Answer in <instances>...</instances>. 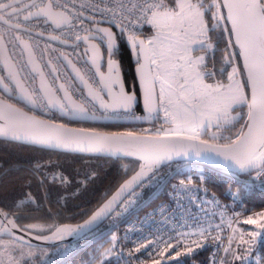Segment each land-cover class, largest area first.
I'll list each match as a JSON object with an SVG mask.
<instances>
[{
  "label": "water",
  "instance_id": "water-1",
  "mask_svg": "<svg viewBox=\"0 0 264 264\" xmlns=\"http://www.w3.org/2000/svg\"><path fill=\"white\" fill-rule=\"evenodd\" d=\"M37 1L8 0L0 5H8L10 7L8 13H12L30 8ZM221 2L223 4V0ZM20 3L23 5L16 6ZM8 7H0V9ZM224 10L227 16L228 9L224 8ZM81 15L91 23V30L79 37L77 43L82 46L86 61L95 71L99 80V87L91 83L80 65L68 53L61 51L59 55L72 78L87 98L99 108L100 113L92 112L75 95L67 82L62 79L60 72L49 56H46L44 61L41 60L30 39L16 31L17 43L24 52L28 67L36 77L39 90L49 108L48 111H42L12 58L5 36L0 34V138L70 153L111 158H134L140 160L141 165L87 218L79 223H63L49 233L42 234L22 227L13 215L0 207V235L10 236L14 240L29 246L54 247L78 241L108 220L133 190L171 163L196 161L239 174H249L259 169L249 167L241 170L236 161L230 158L232 155L241 152L240 148L230 149L227 147L232 142L218 143L202 138L188 140L184 138L185 135L130 132L139 139L121 144L119 147L122 150L115 151L114 147L109 148L101 141L90 143L89 138L96 134H99L100 137H111L129 132L104 131L50 118L51 115L57 114L68 121L80 123H157L160 125V95L146 37L144 35L134 36L128 33L122 25L107 18L97 17L87 12H82ZM23 18L25 20L44 18L47 24H51L55 28L70 27L74 23V17L62 9L55 8L51 0H47L43 5L24 14ZM0 21L14 29L20 28L17 23L10 21L5 15H0ZM228 22L232 27L231 22ZM109 32L116 38L114 47L109 45ZM34 33L65 46L76 45L75 42L63 39L56 34L42 31H34ZM232 37L235 43V35L232 34ZM132 39L137 42L144 41L143 48L141 49L139 45L133 48ZM121 41H124L129 47L135 63V82L131 86L127 84L121 60L114 57ZM237 47L244 67V57L240 54L239 45ZM244 70L248 80V72L245 67ZM142 74L143 80L141 79ZM248 86L249 103H251V85ZM121 89L125 94L135 96L131 109L127 111L115 107V98L120 95ZM148 90L152 92L151 106L155 108L151 114H149L146 103ZM81 108L85 111L81 112ZM247 131L245 126L243 132L246 133ZM5 132L7 135L3 134ZM200 141L206 143L202 144ZM167 153H170V159H160ZM142 157L160 159V163L152 165V171L145 168L144 174L138 176V173L141 172V166L147 163V160ZM257 164H264V161H257ZM102 209L103 211H101ZM97 213H99L98 216ZM94 216L96 219L93 221ZM88 221H92V223L89 224ZM13 224L16 227H13ZM81 225L84 227H80ZM93 239L83 243L76 250Z\"/></svg>",
  "mask_w": 264,
  "mask_h": 264
},
{
  "label": "trees",
  "instance_id": "trees-1",
  "mask_svg": "<svg viewBox=\"0 0 264 264\" xmlns=\"http://www.w3.org/2000/svg\"><path fill=\"white\" fill-rule=\"evenodd\" d=\"M193 1L200 5L203 4L202 9L207 25L214 26L208 28V36L214 49L212 53L208 54L206 67H215L218 74L223 76L228 71L230 64L234 63L232 57L234 56L242 68L245 83H247L239 49L234 43L232 33L223 31V39L219 42L217 40L222 30L231 29L229 22L224 20L215 26L217 22L211 19L217 11L214 0ZM218 1L222 14L226 17L222 2ZM151 28L149 26L142 32V35L151 34ZM118 57L122 62L127 84L131 86L135 82L134 63L125 50ZM247 90L249 91V86ZM138 110L140 111V109ZM50 118L79 126L119 132L157 133L155 129L165 125L161 118V125L157 123H80L68 121L57 114L51 115ZM247 121L248 113H244L236 122L223 127V137L226 136L225 139L232 140L234 136L243 132ZM36 162L44 166L43 175L31 170ZM176 163L163 167L157 174L169 173ZM140 165L141 161L134 158H111L70 153L0 138V207L13 215L22 227L42 234L49 233L63 223H79L87 218ZM53 174L56 176V180L52 179ZM246 175L255 176L253 172ZM60 177L66 179L62 182ZM182 178L202 181L216 193L235 194L240 210L250 213L245 217L256 213L264 214V182L246 183L198 164L189 165L175 173L164 189L150 200L146 207L166 198L172 183ZM156 186L157 184L154 187L142 189L137 194L136 202L139 203L147 199ZM118 218L113 214L101 226L83 238L67 243L72 246H70L72 249L70 252L74 251L67 258H60L55 253L59 246H29L10 236L0 235V264H119L115 254L119 228L113 226ZM32 225H39L41 228L33 229ZM92 238L94 239L76 250ZM259 250L261 261L264 262V230L259 242ZM238 252L240 253V250ZM198 258L202 264H209L208 251L200 252ZM231 264H241V259Z\"/></svg>",
  "mask_w": 264,
  "mask_h": 264
},
{
  "label": "built area",
  "instance_id": "built-area-1",
  "mask_svg": "<svg viewBox=\"0 0 264 264\" xmlns=\"http://www.w3.org/2000/svg\"><path fill=\"white\" fill-rule=\"evenodd\" d=\"M7 1L0 0V4ZM46 1L38 0L32 7L18 12L8 13L10 7L0 9V15L7 16L20 27L14 29L0 21V34L5 36L12 58L42 111H48L49 108L39 90L36 77L28 67L24 52L17 43L16 31L30 39L41 60L44 61L45 57L49 56L62 79L67 82L75 95L92 112L100 113L99 108L87 98L72 78L59 53L61 51L68 53L80 65L91 83L99 87L96 73L86 61L82 46L77 43L79 37L91 30V23L81 15L82 12L114 21L122 25L128 33L137 36L150 26V23L145 21V14L148 4L153 3L154 0H51L55 8L62 9L74 17L73 25L64 28H55L47 24L44 18L34 20L23 18L24 14ZM20 5L23 3L16 4V6ZM147 16L151 19L150 13H147ZM34 31L56 34L75 42L76 45L65 46L39 36ZM195 164L207 166L225 176L246 183L264 182V177H249L196 161H180L169 173H156L139 185L113 213L119 217L113 225L119 228L115 245L119 264H153L154 259H161L155 250H163L166 241L172 244V248L169 249L172 256H175L176 251L181 255L175 259L164 258L162 264H202L198 258V254L202 251L209 252V264L222 263L236 227L246 215L250 214L240 210L235 194L216 193L202 181L182 178L172 183L166 198L146 207L147 203L164 189L175 173ZM156 184L155 190L147 199L136 202L137 194L142 189L154 187ZM162 203L168 206L163 214L157 210ZM142 244L145 247H141ZM58 246L57 254L61 257L67 258L74 252H70L72 249L67 243ZM189 247L192 248L190 253L187 251ZM137 248H140V251H137Z\"/></svg>",
  "mask_w": 264,
  "mask_h": 264
},
{
  "label": "snow or ice",
  "instance_id": "snow-or-ice-1",
  "mask_svg": "<svg viewBox=\"0 0 264 264\" xmlns=\"http://www.w3.org/2000/svg\"><path fill=\"white\" fill-rule=\"evenodd\" d=\"M222 6L228 9L227 16L214 14L211 19L217 22L215 26H218L221 21L227 20L231 22L232 27L230 30H222L217 40L219 42L223 39V31H230L235 35V43L239 45L241 50L240 54L244 57V67L248 72V82L241 83L235 80L234 77L237 75L238 70L234 68L232 74L228 77L230 83L226 91H222L223 85H218L213 88L212 85L204 84L203 95H211L213 92L216 93V95L211 96L215 107L213 112L209 114L208 119L210 123L211 116L214 115L217 121L221 119L230 121L234 119V117H230L229 109H232L233 106L236 105L247 104L249 111L248 122L245 126L248 131L246 133L241 132L236 140L232 141L227 147L230 149L240 148L241 152L232 155L230 158L236 161L241 170H245L249 167L259 168L260 170L257 172L259 178L264 176V164H257V161H264V0H223ZM0 7H8V5H0ZM202 7L203 4L199 6V8ZM199 8L196 4L190 3L189 0H179V2H177V0H167V2H165V0H154L153 3L148 4L146 9L145 21L160 29L157 36L153 40L148 41V45L151 46L150 50L153 52L154 57L152 63L155 64L159 70L157 78H160L161 74L164 76L175 75V70L177 68L184 69V71L180 73L184 77V83L179 85L182 93L189 91L186 85L190 80L194 85L198 82L202 84V76L197 69V65L204 61V57L201 56L194 60L191 55V45L198 44L204 46L208 36L204 22L201 19L202 13ZM177 9H179V11H177ZM147 13H150L151 19H148ZM192 20L196 21L194 26L191 24ZM186 22L189 24V27H185ZM212 27L214 26L211 24L208 25L209 29ZM190 31L192 35H189ZM108 38L110 47H114L116 45L115 36L109 32ZM138 45L142 49L144 41L137 42L135 39H132V47L136 48ZM207 46L212 47V44H208ZM157 47L159 48L158 55L162 63H158L155 59ZM141 79L143 80V74L141 75ZM249 84L251 85V103H248L245 94V88L248 87ZM191 91L194 94L190 98L187 96L182 97L185 101L189 99L195 101L202 98L198 89L193 88ZM161 92H163V89H161ZM134 101L135 96L125 94L123 89H121L120 95L115 98V107L123 108L127 111L131 109ZM146 103L148 105L149 114H151L155 111V108L151 106V90L146 92ZM105 107L108 106L105 105ZM198 107L199 105L193 104L191 109L187 107L184 109L187 115H185L183 123L189 126L193 132V135L186 136L184 137L185 139H198L199 135L196 132V128L204 127L203 120L197 122ZM80 111L83 112L85 109L81 108ZM3 134L7 135L6 132ZM137 139L139 138L135 137V135L130 132L111 137H100L99 134H96L89 138V142L101 141L105 146L109 148L114 147L115 151H121L122 149L119 145L127 144ZM200 143L203 144L206 142L200 141ZM142 158H145L147 163L141 166V172L138 173V176L144 174L145 168H147L148 171H152V165L159 164L160 159H170L171 155L167 153L161 156L160 159H152L151 157ZM43 167L44 166L39 164V162H36L31 170L34 173L43 175ZM52 179L56 180L54 174ZM60 179L63 182L66 178L60 177ZM167 207L166 203H162L158 206L157 210L163 214L167 210ZM101 211H103V209ZM98 215L99 213H97V216ZM95 219L96 216L92 218L93 221ZM260 219L264 220V214H261ZM88 223L90 224L92 221H88ZM244 223L258 224L261 229H264V223H259L257 219L249 218L245 220ZM13 227H16V225L13 224ZM80 227H84V225ZM259 235L260 233H254L253 239ZM164 243L165 246L163 250H155L161 259H154L153 264H162V259L164 258L175 259L181 255L179 251H176L175 256H172L169 252V249L172 248V244L169 241ZM244 243H248V241ZM141 247H145V245L142 244ZM137 251H140V248H137ZM187 251L190 253L192 248L189 247ZM235 259L245 260L247 257L236 256Z\"/></svg>",
  "mask_w": 264,
  "mask_h": 264
},
{
  "label": "rangeland",
  "instance_id": "rangeland-1",
  "mask_svg": "<svg viewBox=\"0 0 264 264\" xmlns=\"http://www.w3.org/2000/svg\"><path fill=\"white\" fill-rule=\"evenodd\" d=\"M177 2H179V0H177ZM190 3L192 4H196L199 8L200 4L193 1V0H189ZM215 5L217 6V11L215 12V14H222V10L220 7V2L218 0H214ZM199 10L202 13L201 19L204 22L205 28L207 30L208 33V25L206 22V18H205V14H204V10L202 8H199ZM177 11H179V9H177ZM191 24L194 26L196 24L195 20L191 21ZM150 26L152 27L151 30V34H149L148 36H145L147 41L149 40H153L156 36L157 33L160 31V29H158L157 27L153 26L152 24H150ZM185 27H189V24L186 22ZM148 28V27H147ZM189 35H192V32L190 31ZM208 44H212L211 40L209 39V36H207V39L205 40V45L201 46L198 44H192L191 48H192V58L195 60L198 57L203 56L204 57V61L202 63H199L197 65V69L200 72L201 76H202V84H200L199 82L197 84H193L192 81L190 80L188 82V84L186 85V88L189 90L186 93H182L179 85L184 83V77L180 74L181 72L184 71V69L182 68H177L175 70V75H168L166 77V85H160L161 87H167V88H172L174 90H177V94L178 97L175 100L171 99V104L168 103V101H165L162 103V112L160 114V118L165 122L164 126H159L157 129H155L157 131V133H163V134H174V135H185V136H189V135H193L192 130L190 129L189 126H187L186 124L183 123V119L185 117V115H187V113H185L184 109L185 107L191 109L193 104H197L199 105L198 109H197V114H198V121L199 120H203L204 121V127L200 128L197 127L196 128V132L199 135V138L205 139V140H209V141H214V142H218V143H230L232 141H234L238 135L236 136H232V140L225 139L224 136V129L223 127H225L228 124L234 123L236 122L238 119H240L244 113H248L249 109L247 107V104H242V105H236L233 106L232 109H229V115L230 117H234V119H231L230 121H225L223 119L217 121L216 117L213 115L211 116V122L209 123V114L213 112V109L215 107L214 102L211 99V96L216 95V93H211V95H203V85L207 84V85H212L213 88H215L218 85H223V89L222 91H226L227 86L229 85L230 81L228 79L229 75L232 74L233 69H237V75L234 77L235 80H240L242 83H245V78L242 72V68L241 66L236 62V58L234 56L233 57V62L230 64L229 67V71H226V73L221 76L218 74L217 69L215 67H206V59L208 57L209 53H212L213 51V45L212 47H208ZM149 48L151 49V46H149ZM204 48V49H203ZM156 52L157 55L155 56V59L157 60L158 63H162V61L160 60V57L158 55L159 53V48H156ZM150 54L152 59L153 57V52L150 50ZM156 68L157 71H159L157 69V66L155 64H153ZM233 65V66H232ZM232 66V67H231ZM238 80V81H239ZM160 87V89H161ZM193 88H196L200 91L201 93V97L200 99H197L195 101H192L191 99H189L188 101H185V99H183V96H187V97H191L194 93L191 91ZM248 94V103H249V91L247 90V87L245 88V94ZM170 95H172V92H170ZM244 106H246L245 108H243ZM245 109V110H244ZM202 114V115H201ZM161 125V124H160ZM206 135V136H204ZM260 169L256 170L253 172V175L257 176V172ZM123 214V213H121ZM261 215L260 214H253L247 217H244L242 219V223L240 226V230H239V234H238V240L236 239V247H239L240 249V254L242 257H247V259L245 260H241V264H250V262H253V264H264V262L261 261V252L258 249L259 247V242L263 236V230L261 229L258 224H246L244 223L245 220L252 218V219H257L259 223H264V220L260 219ZM32 228L37 229V228H41V226L39 225H32ZM237 228V227H236ZM254 233H260L259 236H256L253 239V234ZM234 234V233H233ZM89 241V240H88ZM245 241H248V243H244ZM71 246V245H70ZM72 247V246H71ZM256 248V249H255ZM55 253H59L57 250L55 251ZM58 255V254H57ZM58 257L61 258V256L58 255ZM224 264V262L222 263Z\"/></svg>",
  "mask_w": 264,
  "mask_h": 264
},
{
  "label": "crops",
  "instance_id": "crops-1",
  "mask_svg": "<svg viewBox=\"0 0 264 264\" xmlns=\"http://www.w3.org/2000/svg\"><path fill=\"white\" fill-rule=\"evenodd\" d=\"M153 68H154V73H155V77H156V80H157V85H158V90H159V95H160V105H161V109H162V103L164 102V99H165V101H168V103L171 104V99L175 100L178 97V94H177V90H174V89H172L170 87L167 88L166 86L165 87L164 86L163 87L160 86L162 84L166 85V81H167L166 77L167 76H164V75L161 74L160 78H157L158 71L156 70L154 65H153ZM160 87H161V89H163V92H161ZM170 92H172V95H170ZM246 99L248 100L247 92H246ZM161 112H162V110H161ZM240 226L241 225L239 223L238 227L235 229L234 234H233V236L231 238L230 244H229V246L227 248V251H226V253L224 255V258H223V261H222V263L224 262V264H231L233 262H236L238 259H235V257L236 256H241V254L238 252V250H240L239 247H236V245H235V242H236V239L238 237L239 230H240ZM258 249H259V247H258Z\"/></svg>",
  "mask_w": 264,
  "mask_h": 264
},
{
  "label": "flooded vegetation",
  "instance_id": "flooded-vegetation-1",
  "mask_svg": "<svg viewBox=\"0 0 264 264\" xmlns=\"http://www.w3.org/2000/svg\"><path fill=\"white\" fill-rule=\"evenodd\" d=\"M123 50L126 51V53L130 56L131 61L134 63V61H133V55H132V53H131L129 47L125 44L124 41H121V42H120V47H119L118 49H116L115 54H114V57L120 59V58L118 57V55H119L120 53H122ZM134 65H135V63H134ZM0 93H1V92H0Z\"/></svg>",
  "mask_w": 264,
  "mask_h": 264
}]
</instances>
